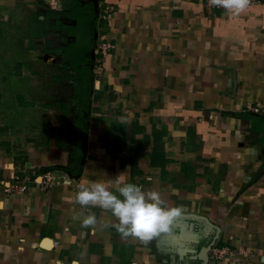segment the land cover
<instances>
[{
    "label": "crops",
    "instance_id": "obj_1",
    "mask_svg": "<svg viewBox=\"0 0 264 264\" xmlns=\"http://www.w3.org/2000/svg\"><path fill=\"white\" fill-rule=\"evenodd\" d=\"M78 1L87 123L64 142L22 146L0 131V183L28 186L0 190V264H264V3L229 15L208 0H97L96 14ZM70 2L0 0V25L68 30ZM94 31L95 45H112L100 75L88 67ZM92 183L158 191L181 213L147 243L124 238L106 226L111 213L76 202ZM90 212L97 223L84 227Z\"/></svg>",
    "mask_w": 264,
    "mask_h": 264
},
{
    "label": "rangeland",
    "instance_id": "obj_2",
    "mask_svg": "<svg viewBox=\"0 0 264 264\" xmlns=\"http://www.w3.org/2000/svg\"><path fill=\"white\" fill-rule=\"evenodd\" d=\"M68 22L62 20L65 26ZM73 31L77 36L83 28ZM26 33L12 24L0 25V131H6L18 146L64 142L78 131L75 79L72 70L65 73L59 68L55 49L73 37L65 29Z\"/></svg>",
    "mask_w": 264,
    "mask_h": 264
},
{
    "label": "clouds",
    "instance_id": "obj_3",
    "mask_svg": "<svg viewBox=\"0 0 264 264\" xmlns=\"http://www.w3.org/2000/svg\"><path fill=\"white\" fill-rule=\"evenodd\" d=\"M210 3L229 15H238L245 10L248 0H210ZM75 199L82 208L99 207L111 213L116 222L106 226L114 228L124 238L133 236L144 243L170 232L181 213L180 208L167 207L158 191H146L133 183H122L115 192L103 183L80 185ZM81 223L84 227L95 225L96 215L90 212Z\"/></svg>",
    "mask_w": 264,
    "mask_h": 264
},
{
    "label": "trees",
    "instance_id": "obj_4",
    "mask_svg": "<svg viewBox=\"0 0 264 264\" xmlns=\"http://www.w3.org/2000/svg\"><path fill=\"white\" fill-rule=\"evenodd\" d=\"M79 1L71 0L70 4L67 6L65 16L75 19L76 23L74 26H66L69 35L73 34L75 36L74 40L62 48H56L60 55V69L65 73L69 70L74 72L75 79V95L74 100L76 105L77 116L74 119V124L78 132H83V125L87 123L88 119V71L85 66L84 52L87 50L88 45L85 43V39H80L79 35H75L73 30L81 27L80 17H84L85 14L78 8ZM84 35L83 37H85ZM67 77V76H66ZM69 77V76H68ZM54 79L58 80L59 77L55 76ZM25 106H30L32 104L25 103Z\"/></svg>",
    "mask_w": 264,
    "mask_h": 264
},
{
    "label": "built area",
    "instance_id": "obj_5",
    "mask_svg": "<svg viewBox=\"0 0 264 264\" xmlns=\"http://www.w3.org/2000/svg\"><path fill=\"white\" fill-rule=\"evenodd\" d=\"M183 2H204V0H181ZM210 1V0H208ZM264 3V0H248V5H255V4H262ZM219 8V7H217ZM114 13V9L112 6L105 4L103 13L100 15L101 19L107 20L109 19ZM112 48L111 43L108 41L106 37H99V39L96 41V45L94 47V61L92 65V71L95 75L101 74V66H100V57H104ZM250 111L258 112V108H250ZM53 178L51 177L50 173L45 172L41 176V180L39 181V186H41L44 189L51 188L53 186ZM28 189V186L24 183H18L13 182L11 184H7L6 186H3V184L0 183V190L7 194H14V193H23ZM58 243L55 242V245ZM226 254V251L224 249L219 250L216 254L217 257H222Z\"/></svg>",
    "mask_w": 264,
    "mask_h": 264
},
{
    "label": "water",
    "instance_id": "obj_6",
    "mask_svg": "<svg viewBox=\"0 0 264 264\" xmlns=\"http://www.w3.org/2000/svg\"><path fill=\"white\" fill-rule=\"evenodd\" d=\"M88 1L92 2L93 7H94V10H95V13L97 14V8H98L97 0H88ZM95 40H96V31H94V33H93V45H92V47H91V49L89 51V62H88L89 69L91 68L92 62L94 60V53H93V51H94V47H95ZM89 79H90V83H91L92 78L90 77ZM92 90H93V88H92V85L90 84L89 85L88 96L91 94ZM210 248H211V245H209L207 247V250L204 253V260H207V258H208L207 257V252L210 250Z\"/></svg>",
    "mask_w": 264,
    "mask_h": 264
}]
</instances>
